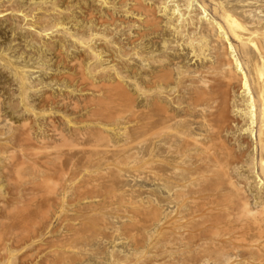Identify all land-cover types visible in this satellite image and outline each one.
<instances>
[{
    "label": "rangeland",
    "instance_id": "rangeland-1",
    "mask_svg": "<svg viewBox=\"0 0 264 264\" xmlns=\"http://www.w3.org/2000/svg\"><path fill=\"white\" fill-rule=\"evenodd\" d=\"M108 1V4H103L99 0H57L58 3L56 0H0V12L12 9L8 15L0 17V264H223L224 257L216 252L218 243L210 244V240L214 242L216 238L217 242L223 241L222 233L217 232L221 239L216 236L214 240V232L201 233L204 229L191 219L192 207L187 203L189 198L194 197H197V201L202 198L204 201L212 193L208 186L217 178L214 179L213 174L209 173L212 178L207 173V177L211 179L206 182L204 179L200 183L205 188L203 192L210 193L207 196L203 192L195 194L196 186L191 189L193 182L190 183V178L187 177L189 167L186 165L189 162L184 164L177 157L179 153L176 140L167 135L164 139L166 142L148 141L149 135L144 132L147 130L148 110L141 92L135 88L136 77L129 76L122 81L124 87L135 94V107L129 106L131 103L128 101L122 102V99L116 98L110 101L109 108V100L105 102L108 106H103L105 111L103 108L100 110V118L89 116L88 101L98 93L82 89L86 87L78 78L84 71L86 81H91L92 75L102 77L100 73L104 70L106 82H110V77L117 79V67L123 68L126 75L130 73V69H127L129 66L137 69L143 77L146 74L141 72V68L149 72L145 62L138 57H122L115 45L116 42H121V46L124 45L127 51H133L131 41L138 43L136 39L137 32L141 30L138 28L140 18L125 13L131 3L124 7L121 0ZM221 1L229 2V6L235 5L238 13L248 16V21L255 19L264 23V0ZM151 3L154 4V1L146 2L156 8L157 17L162 21L159 26L166 35L161 33L155 39L157 48L147 46L148 49L145 50L150 52L147 56H182L179 62L175 60L180 63H177V69L174 67L176 72L200 67L202 63L193 57L190 49L181 45L176 35L173 36L172 31L167 30L165 24L169 16L163 15V12L161 14L159 5L154 4L153 7ZM207 3V12L203 16L204 25L208 21H218L214 16L217 1ZM202 4L200 0H195L193 10ZM5 10L4 14H7ZM29 12L31 15L27 14ZM212 17H215L214 20ZM61 23L63 27L60 31L59 27L53 30V24L60 26ZM204 25L200 30H204ZM129 26H132L130 31ZM49 27L52 28L51 31L48 30ZM45 28L48 32L44 34L42 29ZM93 34L97 38L99 36V41L97 38L92 39L90 45L101 52L100 61L93 60L92 53L82 47L78 40L79 37L84 36L86 39ZM143 42L148 45L149 38ZM239 56L241 58L240 54ZM209 58L202 62L210 63L213 55ZM96 63L98 70L93 74ZM99 67H102L101 70ZM237 95L242 98L240 93ZM72 106L78 107V110ZM107 108L110 109L108 112ZM111 110L115 111L109 116ZM239 114L238 117H241ZM153 116L155 122L158 118L155 113ZM243 119L240 118L242 121ZM55 124L57 130L61 131L56 130L61 134L60 137L56 132L55 136L52 135V125ZM102 132L108 135L103 136ZM225 135L236 151L244 149L245 146L239 144L244 138L254 148L257 146L255 137H251L248 131L235 128L232 133ZM169 148L174 152L171 153ZM253 150L252 148L251 155H254ZM254 152L258 157V149ZM27 154L32 159L28 157L27 160ZM251 155L249 152L242 159L243 162L241 160V165L238 163V167L233 164L234 171L231 169V173L236 179L235 183L250 196L251 206H258L255 204L256 197L264 192V186L256 178L255 172L259 170L256 156L254 173L248 170ZM178 168H181L180 171ZM179 173L181 174L178 175ZM181 176H185L187 183ZM220 189H223L222 193H228L224 186H220ZM222 193L217 197L221 198L220 202L226 203L228 194L223 197ZM205 202H208L207 199ZM220 207L223 210V206ZM182 216L185 222L179 221ZM186 219L189 222L192 220L191 223ZM211 233L213 235L210 236ZM188 236L192 239H188ZM200 238L206 241H201ZM186 253L190 255L187 256ZM206 255L211 259L208 260Z\"/></svg>",
    "mask_w": 264,
    "mask_h": 264
},
{
    "label": "bare ground",
    "instance_id": "bare-ground-1",
    "mask_svg": "<svg viewBox=\"0 0 264 264\" xmlns=\"http://www.w3.org/2000/svg\"><path fill=\"white\" fill-rule=\"evenodd\" d=\"M86 1H88V0H86ZM121 1H123V2H121V4H123L124 7H127L128 3H131L130 5H128V7H129L128 10H126V12L125 11L124 12L126 14H130L132 16H138L140 18L141 23L139 24L138 28H141V30H140V32H137V39L136 40L138 43L131 41V44L134 45V47L132 48L133 51H131V50L127 51V48L124 45H122L123 47L121 46V44H122L121 42L120 43L116 42V44L115 43L114 44L118 46L117 52L119 51L121 53L122 57H125V58L135 59L136 57H138L139 59H141L142 62L146 63L144 65L149 67V68H147V69H149L148 70L149 72H147V71L145 72L144 71L145 69L142 70V68H141V72L143 71V73L146 74V77H143L144 75L142 76L141 74H139L137 72V69H135L132 66L131 67L129 66V67H127V69H130L129 70L130 73L126 69V73L128 72L127 73L128 75H126V74H124L125 72L123 71V68L117 67L115 69V71H116L115 77H117V79L110 77V80H109L110 82L107 81L108 82L107 83L106 77H105L106 74L104 75V73H105L104 70H103V73L102 72L100 73L103 75L102 77L97 76V78H96V75H92L91 81H88V80L86 81V78L84 77V75H85L84 74L85 71H84L83 74H81V76H79V78H78V81L81 84H84V86L86 87V88H82V89L83 90L87 89L88 92L93 91V92L98 93L97 95L95 93L96 96L93 95L94 98L89 97L92 100H90V99H89L90 101L87 100L90 104V107H89L90 110L88 111V112H90L89 116H94V117L98 118V116L100 114H102L101 113L102 111L100 112V110H102V108H103V111H105V108H106L105 106L107 105L105 102L107 100H109V101H107L108 105H109V106L108 105L107 106L109 108L110 103H111L110 101L113 99H116V98H118L119 100L122 99V102L124 100L128 101L129 103H131V104H129L128 102H126L129 104V106L131 105L132 107H135V104H136L135 103L136 97H134L135 94L130 92L126 87H124L122 81L124 82V79L129 78V76L136 77V80H134L135 81V88L141 92V95L145 100V103H144L145 108H147V110H148L147 111V113H148L147 118L148 119H147V123H146V125H147L146 129L147 130L144 131L145 134L147 132V134L149 135L150 140H148V141L150 142V141L157 140V142L158 141L159 142H162V141L166 142L167 140H164V139H165V137H168V136H170L171 138L176 140L175 145L178 144L177 145L178 146L177 152L179 153V155L177 157H179V160L183 161L184 164L186 162L187 163L189 162V164H190V165L188 164L189 166L186 165L189 168L187 169V167H185L188 170V172H187L188 174L187 173H185V174H187L188 175L187 177L190 178V183L193 182L192 183L193 186H191V189H194V186H196L195 187L196 190L194 192L195 194L203 192L205 189L202 186L203 183L202 184L200 183L201 181L203 182V180L205 179L204 182H206V181H208V179H211V178L207 177V173H208V175L213 174L214 179L217 178L216 181L214 180L215 182L214 181L212 182L209 180L212 183H210L211 186H208V187L209 188L211 187L210 190L213 194L210 193L209 191H207L208 188L206 187L207 188L206 194H208V192L210 194H209V196H207L205 194V192H203L205 194V196H207V198H205L204 201H202L203 198L201 200H199V198H198V200L200 202L197 201V197L190 199L189 197L191 196V194H190V196H188L189 200L190 201L192 200L190 203L188 202L189 200L187 201L189 206L192 207V211H191L192 218L191 219H193V221H195L196 224L198 223V225H200V227L204 229V230L202 229L203 231L201 233H203L204 231L207 232V234H209V232H212V233L214 232L215 237L213 238V240L216 238V236L217 237L219 236V235H217L218 234L217 232L222 233L221 236L224 237L223 241L218 240V242H217V238H216V241H214V242H212V240H210L211 241L210 244L211 243L214 244L215 242L219 244V245L216 244L218 246V249H217L218 251H216V252H218V254H220V255H222V257H224L223 258V261H224L223 264H264V192L259 193V195L256 197L257 203H255V204H257L258 206H256V205L251 206L250 196H247L246 195L247 193H244L245 192L243 190L244 188L243 189L240 188L239 185L237 183H235L234 180H236V179H234V176L231 173L232 172L231 169H233L232 165L236 164L238 167V163L240 164L241 160L249 152L251 155V149L252 148L254 149L253 150L254 155L253 154L251 155L252 160L249 158V160L251 161V164L250 165L248 164L249 166L247 165V167L249 168L248 170H250L249 171L250 173L253 172V170L255 169V156H256L254 151L257 152V149H258V152L256 153L258 155V157L256 156L257 157L256 165L259 168V170L255 173L257 175L256 178L258 179V182L262 183V185L264 186V23H262V21H260V20L255 21V19L248 21L247 20L248 18L246 19V17H248V16L244 17L243 13H238L237 12L238 8L235 5L229 6L230 5L229 2L226 3L225 1H221V0H200L203 4L200 7L198 6L199 7L198 9L196 8L194 10H193V6H194L195 0H151V1H154V4L159 5V8L158 7L157 8L160 9V13L163 12V15H165L167 17L169 16V18L166 20V24H165L168 27L167 30H169L170 32L172 31L171 34L173 33L174 34V35L172 34L173 36L176 35V39L178 40V42H181V45H185L186 47H188V49H190V51H191L190 53L193 54V57L197 58L202 63L200 67H196L195 69H191V70L187 69V71H184V70L180 71L181 70L180 69V70H178V72H176L177 63L179 62V59L182 58V56L179 57V56L175 55V57H173V58L168 57V55L167 56H163V55L162 56H156V54H154L155 56L151 55V57L147 56L148 53L150 54V52L146 51L148 49L147 46L152 45L153 47L156 46V48H157V45H156L157 41H155V39H157L158 36L160 37L161 33H162V35H166V33H164V30L161 29V26H159V24H161L162 21L160 20L161 18L159 19L157 17V12H156V8L154 7V4L151 3V4H153V7H154V8H152V5L149 6L146 4V2H148V0H121ZM207 1H215V2L217 1L216 8H214V16L218 19V21L217 20L215 21L214 20L215 17L214 18L212 17L213 18L212 20H214V21H208L209 23L207 25H204L203 24V19H204L203 16L207 12V8H208ZM239 1L245 2L247 0H239ZM56 2H57V0H56ZM99 2H101L103 4H108L109 1L108 0H99ZM170 3H172V4H170ZM1 4H3V2H1ZM52 7H54V6H52ZM263 7H264V5H263ZM4 10H3V12H0V17L8 15L9 12L12 11V9H11L8 12L7 11L8 9H7V10H5L7 12V14H4ZM30 12L27 14H30ZM34 12H35V9H34ZM60 13H61V11H60ZM66 13H68V12H66ZM26 15H24V16H26ZM30 15H27V17L28 16L30 17ZM244 15H246V14H244ZM19 16H21V12H20ZM207 16H208V14H207ZM207 16H205V17H207ZM32 17H34V16L32 15ZM24 18H26V17H24ZM249 18H251V17L249 16ZM208 20H210V19H208ZM113 21H114V19H113ZM48 22H50V21H48ZM248 23L252 24V26H249L250 24H248ZM56 24H58V23H56ZM134 24H135V22H134ZM59 25L60 26L53 24L52 26H55V27H53V30L55 28L59 27L58 31H60V28L63 27V24L61 23ZM202 25L205 26L204 30H200V28H202ZM131 28H132V26H129V31ZM136 28H137V25H136ZM57 29H56V31H57ZM42 30L44 31V34H45L46 31L47 32H48V30L51 31L52 28L49 27L48 30H47V28L42 29ZM88 30H89V28H88ZM165 32H167V31H165ZM96 36L97 35L93 34L92 36H88L86 39L84 36L82 38L79 37V39L78 38L77 39L79 40L82 47L88 49L92 53L91 57L93 58V60H95V61L99 60L100 61V59H102L101 52L96 51L97 50L96 47L92 46V44L90 45V43L94 39L97 38ZM152 36H154V38H150ZM109 38H108V40L110 41ZM146 38H149V44L148 45H145V43L143 42ZM97 39L99 41V36ZM105 40H107V39H105ZM166 41L169 42L168 40H166ZM52 46H55V45L52 44ZM49 47H51V46H49ZM124 47L126 48V50H124L125 49ZM52 48L54 49V47H52ZM231 54H233L232 58L230 57ZM239 54L241 55V58H243V61L241 60ZM210 55H213L212 59H214V60L211 59L210 63L204 64V62H202V61L207 60V58H209ZM169 58H171L173 60H171V59L169 60ZM118 59L120 60L121 58L118 57ZM118 59H116V60H118ZM167 60H169V61H167ZM175 60L176 61L178 60V62H175ZM121 61H122V59H121ZM105 62H106V60H105ZM124 62H125V60H124ZM178 64H180V63H178ZM79 65H80V63H78V66ZM93 65L91 64V66H93ZM104 65H105V63H104ZM96 66H97V63H96ZM127 66H128V64H127ZM172 66H173V68H172ZM183 67H182V69H183ZM100 68H102V67H99V69ZM78 69H79V67H78ZM96 69L98 70V66L92 71L93 74L97 73ZM80 71H82V70L80 69ZM106 71H107V69H106ZM112 71H114V70H112ZM78 72H79V70H78ZM90 75H91V73H90ZM97 75H99V74H97ZM176 75H177V77H175ZM110 76H112V75H110ZM138 76L140 78H137ZM68 77L70 78L71 76H68ZM72 77H74V76H72ZM86 77H87V75H86ZM74 80H75V82H77L76 78ZM172 84H173V86L174 85L175 86L173 87ZM71 85H73V84H71ZM81 86H78V87L81 88ZM76 87L77 86H75V88ZM93 92H91V93H93ZM136 93H138V92H136ZM238 93H240V95H242V98H238V95H237ZM49 98H50V96H49ZM65 105H67V104H65ZM77 105H78V103H77ZM82 105H84V104H82ZM174 106H175V108H174ZM72 107L77 108V110H78V107H74V106H72ZM112 107H114V106H112ZM15 108H16V106H15ZM108 108H107V112H108V110H110ZM112 111L113 110H111V112H109V116L112 113ZM154 113L156 114V116L158 118L157 120L155 119L156 120L155 122L153 121V117H154L153 114ZM237 114L241 115V117L244 118L243 121L240 120L241 117H238ZM109 116L107 115V117H109ZM99 118H100V116H99ZM103 118H105V116H103ZM88 119H89V117H88ZM91 120H93V119H91ZM96 120L97 119H95V121ZM100 120H103V119H100ZM105 120H107V118ZM244 122H245V124H244ZM97 123L101 124L99 121ZM52 126H51L53 128L52 131H54L52 133V135L55 132L58 133L57 131H60V130H57L56 124L52 125ZM235 128H237V130H239V131H243V130L248 131V134L251 137H255L256 145H257L256 148H254L255 146H252V144L249 143L247 138L246 139L244 138L242 143H239V144H240V146L243 147V145H244L245 147H243L244 149L239 150L240 152L237 150L238 151L237 152L236 148L231 146V144L229 143V139L225 135L226 133L227 134L232 133V131H234ZM27 134H28V132H27ZM58 134H56V135L58 136ZM102 134H104V132H102ZM60 135L61 134H59V137H60ZM107 135L104 134L103 136H107ZM54 136H55V134H54ZM99 136H101V135H99ZM99 138H102V137H99ZM27 139H28V136H27ZM31 139H32V137H31ZM27 141L29 142L30 140H27ZM25 142H26V140H25ZM154 143H156V142H154ZM172 143H174V141ZM170 147L172 148V146H170ZM169 151H170V148H169ZM172 151H170V152L172 153ZM33 154H35V153H33ZM26 157L28 160L29 155ZM34 157L35 156L33 155V158ZM29 158L32 159L31 157H29ZM243 160H242V162H243ZM180 161H179V163H180ZM250 161H248V162H250ZM176 163H178V162H176ZM22 164L24 165V163H22ZM174 166H175V164H174ZM181 168H178V170ZM235 170H236V168H235ZM233 171H234V169H233ZM250 173H249V175H251ZM180 174L181 173H179L178 175H180ZM233 174H236V172H234ZM189 175H191V177ZM181 177H183V176H181ZM189 178H187V179H189ZM235 178H236V176H235ZM180 181H182V180H180ZM184 181H186L185 178H184ZM181 183H183V182H181ZM186 183H187V181H186ZM179 185H178V187H179ZM204 185H207V184H204ZM220 186H224V188L227 190L226 193L228 192L227 193L228 197H226L227 194H225L224 192H223L224 193L223 194L221 192L223 189L221 190ZM242 187H245V186H242ZM188 188H190V187L188 186ZM182 192H184V191H182ZM190 192H191V190H190ZM179 193H181V192H179ZM221 193H222L223 197L226 195L225 197H226L227 202L226 203L224 202L225 204L223 202H220L221 198L219 199L218 198L219 196L217 197V195H220ZM187 194H188V192H187ZM180 196H178V198ZM183 198H184V196H183ZM206 199L208 202H205ZM222 200H224V199H222ZM181 203H180V205H181ZM219 204H220V206H223V210L225 209L224 211L219 206ZM222 212H223V214H222ZM185 213H187V211ZM182 218H183V216L179 218L180 219L179 221L185 219V218L184 219H182ZM191 221L190 222L188 221V222L191 223ZM184 222H185V220H184ZM172 225H175V223ZM187 227H188V225H187ZM177 228H179V227H177ZM167 231H169V230H167ZM182 232H183V230H182ZM212 233L210 234V236L213 235ZM188 237H190V236H188ZM219 238L221 239V237H218V239ZM188 239H192V238L190 237ZM201 241H206V240L201 239ZM200 244H202V242ZM202 246L203 245H201V247ZM213 249H214V247H213ZM196 250H198V249H196ZM181 251L183 252L184 250H181ZM213 252H211V254ZM184 253L185 252H183V254ZM187 253H186V255H187ZM198 254L199 253L197 252V255ZM218 254H216V255H218ZM188 255H190V254H188ZM203 256H205V255H203ZM206 256L208 257V255H206ZM210 256H212V255H210ZM217 257H219V256H217ZM222 257H219V258H222ZM209 258L211 259V257H208L207 259L209 260ZM216 262H217V260H216ZM221 262H222V260H221Z\"/></svg>",
    "mask_w": 264,
    "mask_h": 264
}]
</instances>
